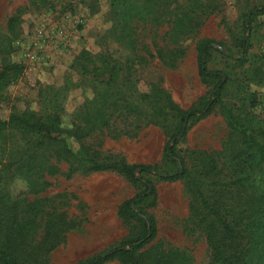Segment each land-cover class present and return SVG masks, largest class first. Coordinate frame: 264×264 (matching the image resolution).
Masks as SVG:
<instances>
[{"label": "rangeland", "instance_id": "374dc122", "mask_svg": "<svg viewBox=\"0 0 264 264\" xmlns=\"http://www.w3.org/2000/svg\"><path fill=\"white\" fill-rule=\"evenodd\" d=\"M191 1L129 0L127 7L135 10V15L125 31L124 18L130 16L119 0H0V68L8 63L24 67L22 77L4 92L0 118L8 119L13 112L49 108L50 98H58L65 108L62 113L64 126L70 128L79 109L83 110L87 101L95 96L91 81L94 78L84 76L80 67L81 60L86 57L91 61L98 59V70L93 77L96 75L101 80L108 81L113 62L117 65L119 76L115 87L123 89L122 96L142 99L141 96L156 85L170 93L181 108L190 109L210 90L199 77L197 42L203 38L214 39L222 43L215 47L225 56L238 58V42L242 36L240 18L264 5V0H199L214 8L201 14L195 11ZM197 14L202 26L189 37L181 36L176 44L172 38L176 22L186 15L195 18ZM13 18L16 23L12 31ZM257 21L250 34L249 63L243 70L257 77L250 82L251 91L259 100L252 111L264 119V15ZM176 47L186 53L174 67L165 65L157 57L158 51L166 52ZM228 63L232 64L214 51L206 67L227 72L231 69ZM90 69L94 70L93 65ZM240 73L241 69H236L230 74ZM146 101L138 102V107L151 116ZM152 121V117L125 115L118 111L106 127L85 139L84 147L88 154H97L101 161L123 159L131 165H156L161 175L182 172L181 162L173 164L162 159L163 147L179 121L171 115L158 118V123ZM228 132L218 110L197 123L191 121L186 138L176 147L179 154L186 157V167L191 169L199 163L192 152L222 151ZM70 143L72 148H77L74 140ZM58 168L57 175H45L40 179L49 184L43 192L25 198L28 203L46 199L43 201L45 210L67 212L78 223L77 228L68 232L64 243L51 253L50 260L55 264H79L116 246L130 234L137 222L124 224L118 216V208L139 189L117 171L86 173L77 165L65 162L59 163ZM148 178L157 189L155 203L151 200L145 206L158 225L154 244L188 250L195 264H209L210 251L205 235L189 223L191 207L186 180L160 182L153 176ZM11 189L16 194L27 191L26 185L17 180ZM42 230L39 227L36 231L37 241Z\"/></svg>", "mask_w": 264, "mask_h": 264}, {"label": "trees", "instance_id": "16d2710c", "mask_svg": "<svg viewBox=\"0 0 264 264\" xmlns=\"http://www.w3.org/2000/svg\"><path fill=\"white\" fill-rule=\"evenodd\" d=\"M127 1L119 0L130 16L124 18L125 31L135 15V10L128 9ZM190 3H194L193 8L201 14L214 10L211 4L205 6L199 0ZM263 15L264 5L241 16L238 58L225 56L215 47L222 43L214 39L203 38L197 42L199 77L210 90L188 110L181 108L170 93L156 85L151 86L149 93L140 95L142 99L122 96L123 89L115 87L119 76L117 65L113 62L108 81L101 80L96 75L93 77L98 70V59L91 61L86 57L81 60L80 67L84 76L94 78L91 81L95 96L87 101L83 110L79 109L70 128L64 126L62 113L65 108L58 98H50L49 108L13 112L8 119L0 118V264H55L50 260L51 253L64 243L69 231L78 227L67 212L45 210L43 201L46 199L28 203L25 198L43 192L49 184L40 179L45 175H57L61 162L77 165L86 173L117 171L139 189L118 208V216L124 224L137 222L130 234L116 246L79 264H195L188 250L154 244L158 225L145 206L151 200L155 203L157 189L148 176L160 182L186 180L191 207L189 223L205 235L210 251L209 264H264V119L252 111L259 100L251 91L250 82L257 77L243 70L249 63L253 24ZM11 21L13 31L16 19ZM176 23L172 34L176 44L181 36L193 35L203 24L198 14L195 18L186 15ZM214 51L232 63L227 64L231 68L229 71H213L206 67ZM185 53L184 49L176 47L166 52L158 51L157 57L165 65L174 67ZM149 55L153 56L150 52ZM128 62L133 64L130 59ZM91 65L94 70L90 69ZM236 69H241V73L230 74ZM23 73L24 67L16 63L0 68V104L5 99L4 92L15 85ZM58 94L61 96L60 91ZM228 96L229 101L226 100ZM144 100L151 109V116L138 107V102ZM216 110L229 129L223 149L212 153L192 152L199 163L187 168L186 157L180 155L176 147L186 138L191 121L197 123ZM118 111L125 115L152 117L153 123L168 115L179 121L163 147L162 159L173 164L181 162L182 172L161 175L156 165H131L123 159L101 161L97 154H88L85 139L106 127ZM71 140L75 141L76 149L71 147ZM16 180L26 185L27 191L12 192L11 186ZM39 227L43 230L37 241L35 234Z\"/></svg>", "mask_w": 264, "mask_h": 264}]
</instances>
